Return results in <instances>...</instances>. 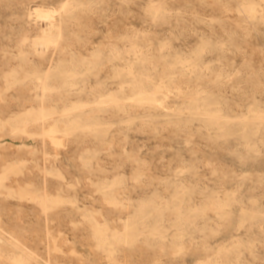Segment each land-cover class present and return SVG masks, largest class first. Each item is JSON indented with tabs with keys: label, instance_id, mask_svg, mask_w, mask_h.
<instances>
[{
	"label": "rangeland",
	"instance_id": "374dc122",
	"mask_svg": "<svg viewBox=\"0 0 264 264\" xmlns=\"http://www.w3.org/2000/svg\"><path fill=\"white\" fill-rule=\"evenodd\" d=\"M0 264H264V0H0Z\"/></svg>",
	"mask_w": 264,
	"mask_h": 264
},
{
	"label": "bare ground",
	"instance_id": "6f19581e",
	"mask_svg": "<svg viewBox=\"0 0 264 264\" xmlns=\"http://www.w3.org/2000/svg\"><path fill=\"white\" fill-rule=\"evenodd\" d=\"M20 262V261H19Z\"/></svg>",
	"mask_w": 264,
	"mask_h": 264
}]
</instances>
